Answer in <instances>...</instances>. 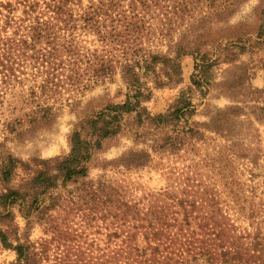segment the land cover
<instances>
[{"label":"trees","instance_id":"obj_1","mask_svg":"<svg viewBox=\"0 0 264 264\" xmlns=\"http://www.w3.org/2000/svg\"><path fill=\"white\" fill-rule=\"evenodd\" d=\"M246 1L0 0V225L8 228H0V240L16 253V264H264L263 204L230 172V154L209 144L236 140L231 109L194 122L199 107L192 98L207 95L211 72L221 63L222 56L208 50L224 41L242 43V34L225 38L213 30L221 24L224 30L231 9ZM229 55L227 63H234L235 54ZM188 56L195 61L191 87L166 114L151 115L154 90L180 86ZM118 77L124 90L116 99L122 100L103 98L81 118L68 156L32 160L30 169L3 153L11 136L49 129L65 95L72 108ZM131 121L134 137L149 150L131 151L105 167L117 162L127 171L143 170L153 155H193L158 192L88 180L91 163ZM20 170L27 176L16 184ZM74 185L79 195L59 205L55 191ZM15 208L27 228L35 215L47 217L48 238L33 243L26 231L20 237Z\"/></svg>","mask_w":264,"mask_h":264},{"label":"rangeland","instance_id":"obj_2","mask_svg":"<svg viewBox=\"0 0 264 264\" xmlns=\"http://www.w3.org/2000/svg\"><path fill=\"white\" fill-rule=\"evenodd\" d=\"M228 20L229 23L223 27L224 30H222L221 24L213 32L220 30L225 38L229 34H242L243 40L239 45L227 44L224 41L223 45L208 50L212 56H222L221 63L211 72L212 85L209 86L210 90L207 95L202 96L195 93L192 96L194 104L199 107L194 122H207V116H210L211 112L217 109H231L233 119L231 128L236 140L233 144L230 142L228 144L219 138H215V140H209V144H211L212 149L216 147L226 150L227 154H230L232 158L229 164L230 172L233 173L235 170L238 175L237 178H241L240 182H242L243 188H249V196H254L259 206L263 204L261 210L264 211V114L258 109L264 107V93H262L264 90V0H247L236 5L231 9ZM261 29L263 35L259 38L258 32ZM215 36L217 35L215 34ZM229 53L235 54L236 61L234 63H227L231 59ZM224 61L226 63H223ZM182 68V84L180 86L154 90L152 99L147 104L151 115L166 114L174 106L180 93L191 87V78L195 73L193 57L184 58ZM121 90H124V86L118 77L114 84L98 87L82 98H78V96L77 98L82 102L80 105L75 104L72 108L67 102L69 95H65L64 101L55 105L59 115L49 129L39 130L17 138L11 136L10 141L2 149L3 153L10 154L25 163H30V169L34 168L32 160L47 161L68 156L71 151L70 136L81 118L97 110L103 98L120 102L122 98H116ZM6 116L10 117V114L7 113ZM132 123L134 122L128 123V127L121 138L113 142L112 146H109L104 153L99 154L91 163V174L88 180L94 182L117 180L122 184H128L130 188L139 190V193L142 194L158 192L174 181L184 166L192 163L193 155L192 153L181 154L177 157L153 155L154 160L150 167L143 170L127 171L117 164L122 157L134 150H149L148 146L134 137L137 132L134 128L137 127L135 125L133 127ZM139 132L140 135L146 133L142 130ZM0 143H4L1 135ZM113 161L117 162L105 167L107 163ZM18 175L19 178L15 180L16 184L27 176L26 172L22 170L19 171ZM221 181L219 184L222 188L226 180ZM79 188H81L79 185L59 188L53 197H58L59 205H69V201L79 195ZM251 190H254L252 191L253 196ZM51 202L49 197L46 204L49 206ZM55 202L57 203V200ZM15 213L16 223L20 228V237H23L26 231L30 232L29 237L33 243L48 238L44 231L47 217L39 221L38 215H35L31 218L32 225L27 228V220L17 208H15ZM53 213L54 211H50L45 216ZM73 220L74 222L77 221V216ZM0 228L8 229L4 225H0ZM83 240L84 238L81 241ZM16 261V253L6 249L0 240V264H16Z\"/></svg>","mask_w":264,"mask_h":264}]
</instances>
